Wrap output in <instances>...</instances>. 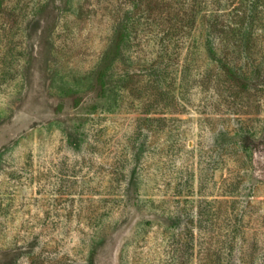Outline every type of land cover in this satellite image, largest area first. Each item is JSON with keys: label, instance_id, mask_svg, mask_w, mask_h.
I'll return each mask as SVG.
<instances>
[{"label": "rangeland", "instance_id": "1", "mask_svg": "<svg viewBox=\"0 0 264 264\" xmlns=\"http://www.w3.org/2000/svg\"><path fill=\"white\" fill-rule=\"evenodd\" d=\"M251 1L0 0V264H264Z\"/></svg>", "mask_w": 264, "mask_h": 264}, {"label": "trees", "instance_id": "2", "mask_svg": "<svg viewBox=\"0 0 264 264\" xmlns=\"http://www.w3.org/2000/svg\"><path fill=\"white\" fill-rule=\"evenodd\" d=\"M264 0H253L250 3L249 14L246 15V30H249L250 27L255 26L256 24H264V18L259 17V9L263 8ZM264 12V10H263Z\"/></svg>", "mask_w": 264, "mask_h": 264}]
</instances>
